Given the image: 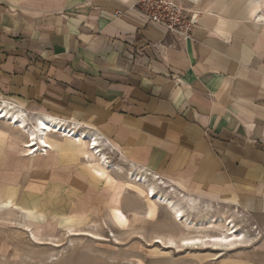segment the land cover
I'll list each match as a JSON object with an SVG mask.
<instances>
[{
	"label": "crops",
	"instance_id": "1",
	"mask_svg": "<svg viewBox=\"0 0 264 264\" xmlns=\"http://www.w3.org/2000/svg\"><path fill=\"white\" fill-rule=\"evenodd\" d=\"M176 1L200 13L187 38L142 19L132 0H0V98L101 133L136 167L264 232V0ZM7 148L0 189L49 227L93 211L86 167ZM9 214L0 255L13 244Z\"/></svg>",
	"mask_w": 264,
	"mask_h": 264
},
{
	"label": "rangeland",
	"instance_id": "2",
	"mask_svg": "<svg viewBox=\"0 0 264 264\" xmlns=\"http://www.w3.org/2000/svg\"><path fill=\"white\" fill-rule=\"evenodd\" d=\"M28 114L32 115V113ZM12 129L7 122L0 120V130L14 134L11 139L15 142H12L7 149L10 147L21 153L19 157H24L30 161L36 159L39 161L43 157L47 158L48 155H28V148H24L23 144L25 139H22L19 136L20 133L18 134ZM50 137L64 141V138L57 134H50ZM3 142L4 137L0 134V143ZM72 143L77 144L73 139ZM70 145L69 147L75 155L72 157L65 156L66 161H76L78 168H81V165L86 167L97 183L95 188L93 187L92 198L95 206L93 211L90 210L91 212L86 217L83 214L79 218L64 217L61 220V225L51 228L49 223L53 226V220H46L43 213L34 206L28 207L29 210L24 211L22 216L9 209L16 215L10 216L9 214V218H13V223L7 225L12 226V228L3 235H6L8 240H12L13 244L6 254L0 255V264H251L252 262L264 264V232L260 231V228H257V225L250 221L244 213L238 214L239 212L232 207L225 208L221 205L207 204V202L191 205L189 212L200 217L210 214L220 216L221 213L227 211V217L233 214L234 222L239 225L238 227L247 228L250 235L256 236L255 240L244 247L228 250L209 247L195 249L181 247L179 249L156 243L154 241L155 236H180L183 234L184 227L174 220L169 209L158 203L156 198L146 197L142 191V182L135 181L133 178L128 179L127 190L120 194L119 201H115V190L112 188L116 180L126 178V172H119L111 164L123 163L127 170L128 161L114 149L103 148L104 151L102 150V152L105 158L100 161L99 152L90 150L94 155L90 153L85 155L84 148L79 146L73 148ZM87 147L86 145V150H88ZM2 150L0 145V154ZM12 167H14V163H12ZM167 184L166 190L174 189L172 185H169L171 183ZM161 187L164 189L163 186ZM139 190L141 194L138 193ZM172 194L179 196L177 189L172 191ZM88 197L90 196L88 195ZM29 198L36 200L33 195ZM17 203L14 191L10 190L7 193L4 189H0V210H4L6 206L9 208L16 207ZM115 204H118L126 214L127 221L124 220L123 223L113 221L112 206ZM184 204L187 205L185 201ZM148 210L151 212H147ZM25 217L26 220H24ZM37 222L39 223L35 224ZM69 226L73 229L96 233L101 239L98 240L81 234L70 235L67 230ZM27 228L42 236L45 243L34 241ZM46 241L58 244V246ZM54 257L59 259L53 260Z\"/></svg>",
	"mask_w": 264,
	"mask_h": 264
},
{
	"label": "bare ground",
	"instance_id": "3",
	"mask_svg": "<svg viewBox=\"0 0 264 264\" xmlns=\"http://www.w3.org/2000/svg\"><path fill=\"white\" fill-rule=\"evenodd\" d=\"M260 19H264V13H261ZM0 120L7 122L13 129H15L16 133H20L19 136L22 137V139H25L23 144L24 148H28V155H49L53 152L61 154L62 157H72V155L75 154L71 151V147H69V144H71L70 146L73 148L76 146L84 148L83 151L85 155H89V153L94 155V153L90 150L99 152L101 161V159L105 158V155L102 152V150L104 151L103 148H110L114 150L118 149V146L115 143L104 138L102 135H100L101 133L99 134L95 131H87L79 123H71L69 121L57 119L56 117H52L43 113H32V115H30L24 109H21L18 104L8 99L0 98ZM0 134L4 137V142L0 143L2 149L5 146L11 145L12 142H15V140L11 139L14 134L12 135L2 130H0ZM50 134H57L64 138V141L51 138ZM72 139L76 141L77 144L72 143ZM86 145L88 146V150L85 149ZM106 166L108 165L106 164ZM111 166L119 172H126V178L124 180H116V183L112 188L115 190V201L119 199L120 194L124 190H127L128 179L133 178L135 181L142 182V191L145 193L146 197L156 198L158 203L166 206L169 209L174 220L184 227L183 234L180 236H155L154 241L156 243H161L165 247H175L179 249L181 247L194 249L200 247L227 249L237 245L246 244L252 240V236L248 233V231L245 228H239V225L234 222L233 214L227 217V211L226 213H221L220 216L210 214L197 217L191 214L189 212V207L197 203L203 204L202 200L198 197H194L178 190L175 186H173V184V190H166L165 188L168 187L167 182L156 173H152L149 170L136 168V166L130 162L127 164V170L123 163H113ZM135 168L136 170H134ZM161 186H163L164 189H162ZM176 189L179 196H174L172 194V191ZM138 193L141 194L140 190ZM184 201L187 205L184 204ZM15 206L16 207L13 208L6 206L4 210L11 209L16 211L21 216L23 215L24 211L29 210L27 206L21 203H17ZM112 207L114 221L119 223H123L122 221L124 220L127 221L126 214L122 211L118 204H115ZM147 212H151V210H148ZM230 217L231 219H229ZM68 218L73 220L70 217ZM26 219L27 218L25 217L24 220ZM20 223L22 224V221ZM67 230L70 235L81 234L87 235L94 239H101L98 234L90 231L73 229L71 226H69ZM27 231L31 233L34 241L37 243H45L44 238L35 233L32 229L27 228ZM46 242L50 243L48 241ZM52 243L53 242L50 244ZM53 244L58 246V244ZM58 259L59 258L57 257L53 258V260Z\"/></svg>",
	"mask_w": 264,
	"mask_h": 264
},
{
	"label": "built area",
	"instance_id": "4",
	"mask_svg": "<svg viewBox=\"0 0 264 264\" xmlns=\"http://www.w3.org/2000/svg\"><path fill=\"white\" fill-rule=\"evenodd\" d=\"M148 23L165 33L189 37L199 23V12L188 9L176 0H132V7Z\"/></svg>",
	"mask_w": 264,
	"mask_h": 264
}]
</instances>
